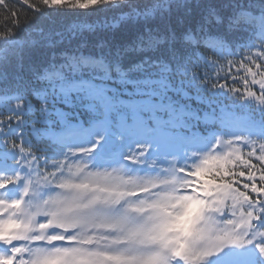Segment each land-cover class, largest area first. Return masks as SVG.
<instances>
[{"label":"snow or ice","instance_id":"6c2138e0","mask_svg":"<svg viewBox=\"0 0 264 264\" xmlns=\"http://www.w3.org/2000/svg\"><path fill=\"white\" fill-rule=\"evenodd\" d=\"M0 264H264V0H0Z\"/></svg>","mask_w":264,"mask_h":264},{"label":"trees","instance_id":"16d2710c","mask_svg":"<svg viewBox=\"0 0 264 264\" xmlns=\"http://www.w3.org/2000/svg\"><path fill=\"white\" fill-rule=\"evenodd\" d=\"M16 7H17V8H20V5H19V4H16ZM22 11H26V10L22 9ZM29 14H30V13H29Z\"/></svg>","mask_w":264,"mask_h":264}]
</instances>
